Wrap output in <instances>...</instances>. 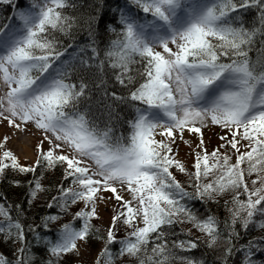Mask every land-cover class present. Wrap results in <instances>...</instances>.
Masks as SVG:
<instances>
[{
  "label": "snow or ice",
  "instance_id": "obj_1",
  "mask_svg": "<svg viewBox=\"0 0 264 264\" xmlns=\"http://www.w3.org/2000/svg\"><path fill=\"white\" fill-rule=\"evenodd\" d=\"M0 3L13 4L17 13L15 0ZM67 6V0H30V7L17 13L19 26L0 27V126L11 129L0 137V177L6 170L33 174L28 181L31 204L47 190L35 177L37 170L55 174L63 168L59 194L48 208L67 211L77 202L84 204L73 217L82 221L81 227L63 225L55 242L29 227L37 245H47L56 258L78 253V241L87 243L98 231L92 220L99 218L100 204L114 200L118 210L96 264L101 257L105 264L117 259L127 264H175L177 259L181 264H205L202 258L176 256V249L191 252L199 247V238L171 239L176 226L183 224L205 234L209 249L225 246L220 264H228L233 254L242 256L241 264H264L256 259L264 252V236L238 244L250 226L264 229V0H128L127 10L113 9L121 27L108 25L117 37L110 42L117 52L106 56L116 55L109 67L128 90L127 96L112 95L134 109L127 136L81 109L88 99L87 86L82 77H72L81 68L104 70L93 39L99 20L84 22L93 56L77 63L61 59L72 47H62L57 37V32L68 35L73 27L60 11ZM249 9L258 10L250 26L242 15ZM209 122L225 132L219 137L223 143L210 153L202 132ZM185 130L200 137L192 149V192L171 171L187 172L177 158ZM29 132H39L40 139L35 162L24 165L7 144ZM241 147L250 150L241 153ZM229 149L237 154L235 163ZM253 174L250 186L245 177ZM69 178L75 189L64 187ZM13 183L19 186L20 181ZM226 193L232 198L224 203L229 214L224 221L210 212L202 218L190 203L218 202ZM15 207L21 210V205ZM0 216L8 221L0 224L2 242L21 245L13 251L15 261L0 253V264H31L24 225L13 220L11 206L3 203ZM59 218L47 215L42 226L47 229ZM122 226L130 231L118 240ZM113 244L118 245L115 252Z\"/></svg>",
  "mask_w": 264,
  "mask_h": 264
},
{
  "label": "trees",
  "instance_id": "obj_2",
  "mask_svg": "<svg viewBox=\"0 0 264 264\" xmlns=\"http://www.w3.org/2000/svg\"><path fill=\"white\" fill-rule=\"evenodd\" d=\"M69 6L61 9L63 15L71 18L73 27L68 35H63L57 32L58 39L62 42V47H68L69 44L72 47H68V53L61 59L70 60L73 63H77L79 58L86 57L91 58L93 53L88 47L90 44V39L85 30L84 22L92 19L98 18L99 23L95 24L94 28V41L95 47L97 48V54L99 61L104 62V70L100 72L95 66L88 68H81L72 77V80L79 81L81 77L83 78V83L86 87V95L88 97L87 101L81 104L82 110H90L91 114L98 119V121L103 125L104 123H109L113 126L118 133L127 136L130 132L129 125L127 121L134 117V109L130 107L127 103H121L116 100L112 95L113 93L119 96H127L128 90L122 87L116 80L114 72L115 70L109 67L112 63L111 57L106 56V52L109 51L111 41L114 40L115 34L108 30V25H112L117 30L120 29V25L117 23L118 14L113 11L116 8H126L128 5V0H67ZM30 7V0H15V9L17 13L19 10H27ZM13 10V4L0 3V27L8 24L10 26H17L16 14ZM141 15H143L141 13ZM150 18V17H149ZM95 23V21H94ZM84 49L85 51H81ZM70 54V55H69ZM255 52L250 53L254 56ZM75 57V59H73ZM91 63H96L95 61H90ZM134 74V73H133ZM63 168H58L53 174L51 171L44 172L43 169H38L34 174L36 178H40V183L43 188L47 189L38 193L37 198H35L31 204L28 203L29 196V184L28 181L34 178L33 174L22 175L19 173H14L11 170H6L3 177H0V203L6 206H11V216L13 220L19 219L24 225L28 246L30 252L28 253L31 260V264H47L51 261V264H70L69 259L66 255L56 258L51 256L47 251V245L37 242L33 239V233L28 232L29 227L36 228L42 237L54 238L58 228L54 225V222L48 224L47 229L42 226V218L47 215H58V206H54L49 209L48 204L53 196H57L59 193L57 191V184L62 181L61 172ZM19 180V186H16L13 181ZM64 187H71V179L63 181ZM192 206L194 209L198 210V214L203 213L208 214V211H217L222 216L224 220V211L226 210H216L214 207H208L199 201H192ZM21 205V210L16 209V205ZM260 219V217H258ZM226 220V219H225ZM5 222L7 219L3 217L0 222ZM8 222V221H7ZM72 224L74 227H81L82 221L80 219L73 220ZM53 226V227H51ZM223 224L221 225V228ZM180 225H177L175 231L176 236L171 237V239H191L197 240L192 235H184L186 233ZM237 230L240 231V225H237ZM264 236V235H263ZM106 237L101 232H95L90 240H100L104 241ZM254 237L250 229L246 232L241 233V239L238 244H246L247 241ZM261 237V236H255ZM199 247L191 252L180 251L176 249V256H189L195 257L197 259H203L205 264H220V257L224 250V245H220L216 249H209L206 242L197 241ZM18 248L21 246L17 242ZM1 250L4 255H6L10 260L15 261V256L13 255L14 244H5L0 242ZM112 251L114 248H118V245L110 246ZM150 247V246H149ZM257 261H264V252L257 253ZM242 256L240 254H233L228 264H241ZM175 264H181L180 260L177 259Z\"/></svg>",
  "mask_w": 264,
  "mask_h": 264
},
{
  "label": "rangeland",
  "instance_id": "obj_3",
  "mask_svg": "<svg viewBox=\"0 0 264 264\" xmlns=\"http://www.w3.org/2000/svg\"><path fill=\"white\" fill-rule=\"evenodd\" d=\"M242 15L245 18V22L247 25H252L256 22L257 17H258V10L257 9H249L246 12H243ZM16 25L19 26L20 21L18 19V15L16 14ZM15 26V25H13ZM117 39V37L115 36L114 40ZM160 50V49H157ZM109 51L116 53L117 49L113 48L110 45V49ZM256 53L254 54L253 58H255ZM116 55L114 54L111 57L112 62H114L116 60ZM133 67H138V65H135ZM35 131V130H33ZM202 132H203V139L205 142V146L208 150V152L210 153L211 151H213L214 149L218 148L220 146L221 143H223V141H221L219 139L220 136L225 135L224 130H222L219 126L216 125H211L209 122L208 127H204L202 128ZM11 133V129L8 128L6 125L4 126H0V137ZM156 139H160L161 137H159L158 135L155 137ZM40 139V133L36 132L35 135H32L31 132H29L27 135L25 136H20L18 139L17 138H13L11 140V142H9L7 144V147L9 149H11L14 154L18 157L19 162L21 164L24 165H32L35 160H36V150H35V145L38 142V140ZM199 134H192L190 132H188L187 130H185L184 132V137H183V141H178L179 143V148L177 149L178 152V156L177 158L184 163L187 172H180L177 169H171V171H173L176 179L185 187V189L189 192L193 191V188L190 187V184L192 183V180L190 179L189 173L194 171L193 168V160H194V156L192 154V149L195 148L196 144L199 143ZM184 141H187V143H184ZM242 143H247L242 142ZM249 148H244L241 147L240 148V152H245V151H249ZM197 151H199V149H197ZM225 149H221V152H224ZM229 154L232 155V163H235V159H236V153L235 150H231L229 149ZM211 163V161H210ZM242 168H246L247 167V163L245 162L244 164L241 165ZM256 175L253 174L251 177H245L246 182L249 183V185L251 186V180L255 179ZM209 179H212V177H209ZM207 182V181H205ZM72 188H76V185L71 186ZM232 198V194L231 193H226L225 195L219 196L217 197V201L218 202H208V203H204L206 205L207 211H208V207L211 206L212 208L214 207V209L216 210H226V213L224 211V220L228 218V211L227 209L224 207V203L226 200H231ZM241 199H246V197L241 196ZM191 203V202H190ZM116 204V202L110 201L107 203H101L99 206V218H93L92 220V224L94 226L95 229L98 230V232L103 233L106 236V232L108 227L110 226L111 223V218L112 216L116 213V211L118 210V206L114 207V205ZM192 205V203H191ZM84 208V204L83 202H77L74 205H71L67 211H62L59 207V219L56 220L54 222V225L58 228L56 234L54 235V238L52 237L51 240L53 242H55L58 239V234L60 229L62 228L63 225L65 224H72L73 221V217L75 215L76 212L80 211L81 209ZM210 211H208L209 213ZM210 213L214 214L217 216V218L220 221H224L222 220V216L217 213V211H211ZM206 215L205 213H203L201 215V217L203 218V216ZM3 219V216H0V220ZM261 219V218H260ZM77 220V219H76ZM257 220L258 217H257ZM7 221H5L4 223L1 221L0 224L2 225H7ZM222 225V224H221ZM140 226H143L142 224ZM183 230L188 233L189 230L191 229V232L189 234V236H193L195 239L199 238L198 241L201 242H206L207 245V237L205 234L199 232L196 229H193L191 227L190 224H183L180 225ZM53 227V226H51ZM237 227V226H236ZM130 231L129 229H126L125 226H122L119 231L116 233L117 235V239H123L126 237L127 232ZM250 231L251 233H253L254 237L255 236H263L264 235V229H259L256 228L254 226H250ZM4 240V236L0 235V242H2ZM78 245H79V252L78 253H69L66 255V257L69 259L70 264H96L97 262V258L100 256V253L102 251V249L104 248L105 242L104 241H100V240H90L87 241V243H83V242H79L78 241ZM14 248H18V244L15 243L14 244ZM1 246H0V253H2L1 250ZM117 250V248L113 250V252H115ZM100 264H105V258L101 257L100 258ZM115 264H127V260L126 259H117L115 260Z\"/></svg>",
  "mask_w": 264,
  "mask_h": 264
}]
</instances>
